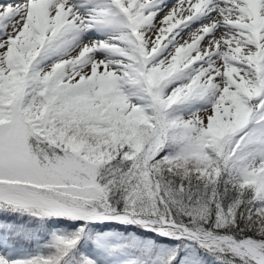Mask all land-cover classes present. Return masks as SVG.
Here are the masks:
<instances>
[{"label": "snow or ice", "instance_id": "obj_1", "mask_svg": "<svg viewBox=\"0 0 264 264\" xmlns=\"http://www.w3.org/2000/svg\"><path fill=\"white\" fill-rule=\"evenodd\" d=\"M0 264H264V0H0Z\"/></svg>", "mask_w": 264, "mask_h": 264}]
</instances>
